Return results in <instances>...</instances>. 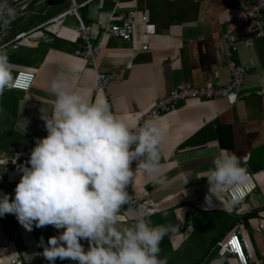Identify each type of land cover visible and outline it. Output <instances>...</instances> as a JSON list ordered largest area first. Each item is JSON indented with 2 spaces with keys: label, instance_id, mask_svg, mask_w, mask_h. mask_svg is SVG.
I'll return each instance as SVG.
<instances>
[{
  "label": "crops",
  "instance_id": "1",
  "mask_svg": "<svg viewBox=\"0 0 264 264\" xmlns=\"http://www.w3.org/2000/svg\"><path fill=\"white\" fill-rule=\"evenodd\" d=\"M85 1L75 0L78 4ZM70 2L8 0L17 15L7 30L0 29V49L8 53L13 71H33L36 77L27 94L13 96L5 90L0 96V126H10L11 142L0 147V158L5 160L0 165V195L14 198L22 175L19 166L27 163L37 138L47 135L41 115H54L56 98L51 83L58 73L64 74L71 90L82 92L93 103L101 102L93 91V67L73 55L79 40L72 15L66 16L57 36L25 45L16 39L65 11ZM112 6L111 1L100 0L79 9L81 19L91 27L92 43L99 41L102 28L109 23ZM117 10L134 12L132 39L124 42L107 38L96 66L101 72L118 73L109 96L113 113L123 117L129 127L139 112L177 83L219 86L227 81L221 63L223 40L244 24L237 0H121ZM141 13L154 25V35L143 33ZM235 60L249 72L235 105L230 106L224 98L189 100L153 119L167 129L160 160L167 182L154 184L143 171L135 172L133 186L138 200L158 209L156 215L148 217L152 226L178 227L160 243L159 258L166 257L168 264H238L229 254L219 256L217 245L236 229L237 223L249 242L250 263L264 264V234L252 233L258 221L264 225V39H256L248 48L239 46ZM221 149L241 158L240 166L256 182L255 192L242 203L239 214L222 199L213 197L212 207L205 202L209 185L203 176L213 169V159ZM131 167L135 169L136 163ZM120 214L124 220L118 227H125L135 216L128 208H122ZM61 231L53 226H34L27 231L15 215L0 217V264H9L12 255L19 256L24 264H49L38 255L43 252L39 245L47 246L48 238ZM81 243L87 251L89 242ZM55 264L77 262L57 259Z\"/></svg>",
  "mask_w": 264,
  "mask_h": 264
},
{
  "label": "clouds",
  "instance_id": "2",
  "mask_svg": "<svg viewBox=\"0 0 264 264\" xmlns=\"http://www.w3.org/2000/svg\"><path fill=\"white\" fill-rule=\"evenodd\" d=\"M16 15L8 0H0V29L7 30ZM13 82V65L0 49V96ZM51 91L56 98L54 115H41L47 135L37 138L27 163L19 166L22 175L14 198L0 195V217L15 215L27 231L34 226L63 229L48 238L47 246L39 245L43 252L38 255L49 264L57 259L77 264H168L166 257L159 258L160 243L178 227L152 226L148 213L127 191L137 170L151 183L167 182L160 163L167 129L151 119L131 129L106 102L93 103L71 90L63 73L52 80ZM240 164L241 158L227 149L214 157L213 169L203 176L209 185V207L213 197L220 199L228 189L247 183V170ZM125 206L138 210L133 223L118 227ZM82 240L89 242L87 251Z\"/></svg>",
  "mask_w": 264,
  "mask_h": 264
},
{
  "label": "built area",
  "instance_id": "3",
  "mask_svg": "<svg viewBox=\"0 0 264 264\" xmlns=\"http://www.w3.org/2000/svg\"><path fill=\"white\" fill-rule=\"evenodd\" d=\"M90 1L100 0H88L81 4L76 3L75 0H71L70 5L65 11L54 16L46 23L30 29L26 33L19 34L16 39L18 44L25 45L29 44L31 41L34 42L46 39L50 36H57L64 24L66 16L72 15L75 21L74 32H76V36L79 40V43L73 49V55L93 67L95 72L94 94L100 98L101 102H106L113 112L109 88L119 75L116 72L99 71L96 66V59L100 54L103 42L107 38H117L124 42L131 41L134 33L135 15L132 11H127L125 13L118 12L117 6L121 0H109L113 3L109 23L102 28L99 41L97 43H92L90 41L92 33L91 27L83 22L79 12V9ZM237 5L244 17V24L225 36L221 49V63L227 71V81L219 86H214L210 83H204L200 86H193L190 83H177V85L164 96L155 99L149 108L139 112L134 125L130 126L131 129H137L142 126L145 120H153L168 113L185 101H214L215 99L224 98L230 106L238 102L241 89L249 76V72L235 60V53L239 46L248 48L256 39H264V0H255L253 2L237 0ZM22 8H24V5ZM139 21L142 23L143 33L146 36L155 34L154 25L148 22L145 13L140 14ZM13 76L14 82L6 91H18L24 94H27L31 90L36 77L33 71L24 70H15ZM4 162L5 160L0 158V165ZM248 176L249 179L247 183L236 185L228 189L226 192L222 193L220 197V199L225 201L226 205L235 210L236 214L240 213L239 208L246 198L256 190V182H254L249 173ZM127 191L130 195L134 196L139 205L143 206L144 210L148 213V217L158 213V209L153 205H146L138 200L133 182L128 186ZM125 208L128 207L125 206ZM128 209L132 210L135 215L138 210L137 208ZM133 222L134 220H128L125 227ZM252 233L255 235L264 234V225L258 221L255 228H252ZM217 245L219 247V256L229 254L235 258L238 264H252L248 257L250 252L249 242L243 237L241 225L239 223L236 224V229L230 232L227 238ZM8 263L24 264L23 260L17 255L10 256Z\"/></svg>",
  "mask_w": 264,
  "mask_h": 264
},
{
  "label": "rangeland",
  "instance_id": "4",
  "mask_svg": "<svg viewBox=\"0 0 264 264\" xmlns=\"http://www.w3.org/2000/svg\"><path fill=\"white\" fill-rule=\"evenodd\" d=\"M9 93L13 96L22 95V93L18 91H9ZM9 127L4 126V125L0 126V147H7L11 143L10 138L8 136L10 133Z\"/></svg>",
  "mask_w": 264,
  "mask_h": 264
}]
</instances>
